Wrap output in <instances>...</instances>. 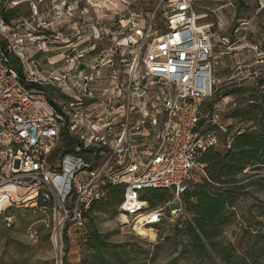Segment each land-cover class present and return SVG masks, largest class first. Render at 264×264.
Wrapping results in <instances>:
<instances>
[{
    "label": "built area",
    "instance_id": "built-area-1",
    "mask_svg": "<svg viewBox=\"0 0 264 264\" xmlns=\"http://www.w3.org/2000/svg\"><path fill=\"white\" fill-rule=\"evenodd\" d=\"M143 1L0 0V214L31 196L46 202L56 244L75 226L85 234L114 187L124 215L147 193H171L143 212L146 227L179 216L202 153L227 133L231 96L203 112L216 94L211 24L194 0H158L150 19ZM44 54L62 64L50 69Z\"/></svg>",
    "mask_w": 264,
    "mask_h": 264
},
{
    "label": "rangeland",
    "instance_id": "rangeland-1",
    "mask_svg": "<svg viewBox=\"0 0 264 264\" xmlns=\"http://www.w3.org/2000/svg\"><path fill=\"white\" fill-rule=\"evenodd\" d=\"M239 1L194 0L195 14L201 16L199 23L211 24L212 32L217 34L214 67L218 94L216 93L204 104L203 112L208 110L210 103L213 104L215 99L221 101L219 94L224 90L255 85L259 77L264 79V35L257 38L260 28L264 32V15L263 17L257 15L264 8V0H244L248 8L241 11L237 10ZM157 2L158 0H144L141 2L142 5L138 7L133 5V7L144 9L148 13L147 19H150ZM19 11L26 12L27 6L24 4ZM164 20L163 12H158L154 26L158 29L163 27ZM224 37L230 39L229 42H226ZM252 42L255 45H252ZM228 49L231 50L229 54L220 55L222 51ZM218 56L220 57L217 58ZM41 58L43 61H51L50 69L62 64V60L59 57L55 58L54 55L44 54ZM45 89L49 94L56 93L54 88ZM231 98L233 102H230L229 107L233 109L239 105L241 99L237 95ZM228 115L229 113L222 114L220 119L227 125V129L234 125L230 133L228 130L227 133L216 132L218 144L215 147L223 152L231 142L232 133H235L239 127ZM202 168L198 181L206 175L204 166ZM237 179L239 184L245 186L246 193L238 195L236 206L231 210L232 221L224 227L221 236L217 239L216 247L222 250L228 245L234 246L235 257L241 260L240 257L245 255V251L256 249L261 244L255 242L254 236L258 232H264V214L255 205L264 202V191L259 190L256 184L257 181L264 179V168L247 169ZM169 195L171 198V193ZM182 202L183 212L172 220L170 216L165 218L164 225L160 228L150 229L153 233L152 237L140 236L134 229L137 222L145 215L143 212L148 210V204L143 205V209L135 211L132 215H125L129 220L128 223L121 219L127 213L120 214L117 210H110L91 211L85 225L86 228L95 227L107 237L109 242L121 245L124 264H199L200 260L192 257V247L185 236L169 243L159 241V237L167 235L172 230L178 219L186 221L191 218L190 213L185 210L183 199ZM165 203L161 202L157 207ZM14 205L15 209L7 213L2 212L0 217V264H63L66 251L69 264H81V259L84 257V248L80 245V239L84 234L83 228L75 226L70 234L63 231L62 244H56L54 242L56 221L51 212H43L32 200ZM220 253L212 250L211 258L204 259V264H223ZM118 260L113 259L110 264H119ZM251 263L259 264L257 261Z\"/></svg>",
    "mask_w": 264,
    "mask_h": 264
},
{
    "label": "trees",
    "instance_id": "trees-1",
    "mask_svg": "<svg viewBox=\"0 0 264 264\" xmlns=\"http://www.w3.org/2000/svg\"><path fill=\"white\" fill-rule=\"evenodd\" d=\"M245 8H248L245 1L240 0L237 10L241 11ZM257 15L263 17L264 8ZM260 30L257 38L264 35L261 28ZM251 44L255 45L253 42ZM217 91L218 89H216L218 94ZM235 95L241 99V102L231 109L228 116L239 125L238 129L232 133L231 142L224 152L215 146H210L202 153L200 162L204 166L206 175L201 181L195 182L182 196L185 210L190 213L191 218L186 221L178 219L167 235L159 237V241L169 243L185 236L191 244L192 257L199 259V264H204L207 258H211L212 250L221 252L223 264H252L251 261L264 264V232L255 234V242L261 244L256 249L245 251L243 257L239 256L241 260L235 257L234 246L228 245L222 250L216 247L217 239L221 236L224 227L232 221L231 210L236 206L238 195L246 193L245 186L239 184L238 176L247 169L264 168V79L259 77L255 85L224 90L219 94V98ZM217 99L213 103L218 101ZM212 105L211 102L209 106ZM232 126H229V133ZM214 127L211 126L210 130ZM262 180V182L257 181L256 184L259 190L264 191V179ZM142 199L148 202L149 209H154L159 203L169 201L170 195L169 192L155 191L143 195ZM123 200V188L114 187L110 190L107 199L96 204L92 212L117 210ZM43 205H46V202L40 201L39 208ZM255 206L264 214V202H259ZM13 209L15 205L8 207L4 213ZM162 225L164 223H160L157 228ZM65 237L68 241L67 236ZM80 245L84 248L81 264H110L113 259H119V264L125 262L122 246L109 242L107 237L95 227L86 228ZM67 256L66 251L63 264H69Z\"/></svg>",
    "mask_w": 264,
    "mask_h": 264
},
{
    "label": "bare ground",
    "instance_id": "bare-ground-1",
    "mask_svg": "<svg viewBox=\"0 0 264 264\" xmlns=\"http://www.w3.org/2000/svg\"><path fill=\"white\" fill-rule=\"evenodd\" d=\"M201 17V16H200ZM203 17V16H202ZM10 189H14L15 190V187H10ZM14 197H16V195H14ZM16 199V198H15ZM32 199V196L27 198V201L31 200ZM138 205H145V204H138ZM124 222L128 223L129 220L127 218V216L123 215L122 218H121ZM144 220H145V217H142L136 224L135 226V230L137 232V234H139L140 236H147V237H152L153 233L151 232L150 229H153V227H146L144 226Z\"/></svg>",
    "mask_w": 264,
    "mask_h": 264
}]
</instances>
